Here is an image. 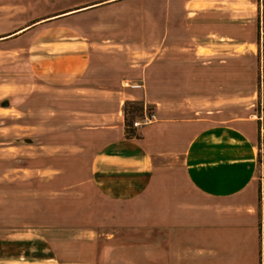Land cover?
<instances>
[{
	"label": "crops",
	"instance_id": "obj_1",
	"mask_svg": "<svg viewBox=\"0 0 264 264\" xmlns=\"http://www.w3.org/2000/svg\"><path fill=\"white\" fill-rule=\"evenodd\" d=\"M57 1L49 16L46 0H0V49L23 39L44 46L29 66L46 104L41 137L64 132L46 154L87 160L90 183L111 188L107 201L135 208L127 218L139 220L106 234L92 262L67 264H264V128L220 103L223 56L247 45L251 58H264V0ZM147 13L166 19L149 25ZM145 26L183 35L166 37L167 52L139 57ZM187 92L198 103L176 100ZM128 102L142 103L143 115L153 108L135 136L126 133ZM31 234L0 240V264H60L49 241Z\"/></svg>",
	"mask_w": 264,
	"mask_h": 264
},
{
	"label": "rangeland",
	"instance_id": "obj_2",
	"mask_svg": "<svg viewBox=\"0 0 264 264\" xmlns=\"http://www.w3.org/2000/svg\"><path fill=\"white\" fill-rule=\"evenodd\" d=\"M58 4L57 0H46L49 16L55 14L51 11ZM257 14L260 37L264 13L259 11ZM163 19H166V13H147L143 18L149 25L152 23L149 21ZM49 34H56L55 29ZM168 35L182 38L183 33L177 28H139V57L152 59L153 53L167 52L168 44L164 41ZM32 40L23 39L10 48L0 49L1 245L9 246L8 240H17L28 233L40 234L49 241L60 264L73 260L89 263L94 259L97 248L104 246L106 234L113 230L139 228V220L127 218L134 215L135 208L128 209L120 202L107 201L105 194H110L111 188L104 191L90 183L87 160L46 154L50 153L44 150L46 143L55 142L59 136L64 137V132L41 137L39 108L46 104L38 92L41 89L37 82L39 78L30 75L29 66L41 62L30 59V54L39 52V48L44 46L33 44ZM159 41L161 44H157ZM245 47L247 45L241 50L245 53L241 52L238 57L223 56L224 87L220 103L223 108L232 106L241 121L258 117L260 126L264 128V58L262 52L257 54V58H251L255 56L247 54ZM195 53L201 54L198 47ZM175 94L178 95L176 100L187 95L191 98L185 103H198L193 100L198 93ZM168 96L169 93H164L161 101L165 109ZM162 103L159 109L164 108ZM143 107L142 112L128 111L127 124L144 116ZM1 110H6V114ZM150 110L153 108L147 107V113H151ZM47 130L54 131V128L44 124L43 131ZM250 131L248 125L241 124V133L249 134ZM192 259H199V252H193Z\"/></svg>",
	"mask_w": 264,
	"mask_h": 264
},
{
	"label": "trees",
	"instance_id": "obj_3",
	"mask_svg": "<svg viewBox=\"0 0 264 264\" xmlns=\"http://www.w3.org/2000/svg\"><path fill=\"white\" fill-rule=\"evenodd\" d=\"M142 107H143L142 103H135V102H128L124 105L123 113L125 116V128H126V131L130 130L129 132L128 131L126 132L127 135L135 136L134 135V128L132 127L133 121H131L129 124H127V122H126L127 113H129L128 111H130L131 113L137 112V111L142 112ZM148 114H150V112ZM141 119H143V117Z\"/></svg>",
	"mask_w": 264,
	"mask_h": 264
},
{
	"label": "built area",
	"instance_id": "obj_4",
	"mask_svg": "<svg viewBox=\"0 0 264 264\" xmlns=\"http://www.w3.org/2000/svg\"><path fill=\"white\" fill-rule=\"evenodd\" d=\"M153 120H154V115L152 113L148 114L145 111L143 119L133 122L132 127L133 128H139L143 125H146V124L152 122Z\"/></svg>",
	"mask_w": 264,
	"mask_h": 264
}]
</instances>
